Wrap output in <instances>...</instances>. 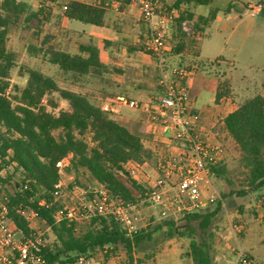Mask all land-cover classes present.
<instances>
[{
    "label": "trees",
    "instance_id": "1",
    "mask_svg": "<svg viewBox=\"0 0 264 264\" xmlns=\"http://www.w3.org/2000/svg\"><path fill=\"white\" fill-rule=\"evenodd\" d=\"M108 1L86 4L69 0L62 6L61 17L103 27ZM116 1L122 6L131 2ZM152 1H156L164 13L174 12L170 36L172 55L192 50L197 33L214 21L219 12L229 13L233 3H238V0H230L223 10L211 7L206 16L194 18L189 7L211 6L214 0ZM261 2L259 14L264 18V1ZM51 13L52 8L43 3L35 9L24 0H0V183L7 197L10 219L27 235L28 223L16 214V208L23 206L38 211L40 221L53 236V241L43 250L44 264H74L80 256L96 251H101L106 260L122 251L127 264H143L153 257L159 241L175 237L189 240L193 264H212L208 250L213 233L211 230L206 232L220 211V203L212 212L182 215L183 225H178L173 218L150 220L130 234L112 216L94 215L82 221L83 227L65 220L54 223L52 216L62 205L56 188L60 182L59 162L68 159L64 172L73 176L72 186L80 184L81 177L87 183L102 186L125 204L138 206L146 202L145 190L121 175L122 165L127 161L142 163L150 160L152 153L144 148L141 134L128 130L87 97L60 89L54 78L40 70H28L25 86L9 97L10 72L15 62L14 54L7 47L9 35L18 28L32 30L30 23L35 22L37 32L33 35L39 36ZM191 21L192 26L185 29V24ZM47 44L46 39L37 48L31 46L29 53L42 57L64 75L72 74L73 78L98 76L107 70L99 59L98 49L92 44L80 45L78 54L74 55L50 49ZM53 93L67 103L68 111L55 115L47 109L42 100ZM221 96L218 92L215 100ZM47 105L55 107L52 102ZM222 126L239 150L238 163L244 172L246 188L240 195L261 191L264 188V95L257 94L244 100L222 119ZM86 134L90 135L89 143L83 139ZM223 170L224 166L220 164L212 167L211 172L220 176ZM15 173L18 178L11 185ZM86 196L91 197V194ZM262 222L264 224V217Z\"/></svg>",
    "mask_w": 264,
    "mask_h": 264
},
{
    "label": "rangeland",
    "instance_id": "2",
    "mask_svg": "<svg viewBox=\"0 0 264 264\" xmlns=\"http://www.w3.org/2000/svg\"><path fill=\"white\" fill-rule=\"evenodd\" d=\"M24 1L35 9L38 8L40 3H43L45 6L52 8V13L49 22L41 27L39 36L33 35V32H37L35 22L30 23L31 27H33L32 30L18 28L10 33L7 47L14 54L15 62L10 72V88L7 91L9 97L12 98L16 90L22 89L25 86L28 76L27 71L30 69L40 70L44 74L55 78L60 89L70 90L74 86V83L66 80L68 79L66 75L61 74L56 67L46 63L42 57L30 54L29 47L33 46L37 48L46 39L48 40L46 46L50 49L66 47L75 51L77 49L75 42H93L97 46L102 47L100 38L95 34L97 30L91 29L90 41L86 38L87 35L76 36L75 34H71L68 37L67 34H64L60 22L56 18L60 6L67 2V0H55L54 2L51 0ZM171 1L168 0L169 3ZM211 7H219L223 10L226 7V0H214L211 6H199L198 9L208 14L207 12H209ZM219 17L218 21L210 22L203 28L202 32H198V38L200 39L196 40V44L192 50L184 53V55H187L182 56L184 60L181 61L178 58L166 61L167 66H170L169 63L172 61V66L179 65L189 71L192 69L200 70L194 74V77H200L202 76L201 74L212 78L220 76L219 92L224 99L218 101L217 104L224 109L216 117L215 125H218L222 117L247 98L257 94L264 95V18L260 14L253 17L248 12H245V10H232L229 14L222 12L219 14ZM116 18L117 15L112 11L110 17L112 28L110 32L102 31L101 35L103 37L113 36V31L115 30L117 32L124 31L121 30L123 24H118ZM73 24L89 27V25L79 24L78 22H73ZM192 24L193 21L186 23L185 28L189 29ZM168 42L169 35L166 37L165 42L166 57L170 54ZM109 48L111 52L107 54L108 57L103 53L102 59L107 62L110 57L108 67L111 70L108 71L107 81L114 84L117 77L116 71H118L115 66V60H120L122 57L118 58L120 54L118 51H114L115 46H110ZM196 56H198V59ZM99 86V79H93L90 83V87L93 90L88 91L89 96H91L90 100L96 105L102 104V98L105 96L101 94ZM196 93V97L192 99L194 107L200 115L202 114L203 117H206L208 116V112L214 107V92L206 86L201 85L198 87ZM49 102H52L55 107L51 108L48 106ZM42 103L55 115L61 111L69 110L67 103L60 100L57 93L47 95L42 100ZM110 116L115 120L117 119L116 116ZM133 119L135 118L133 117ZM136 121L138 119L134 120L136 129L132 128L130 130L131 132L140 134L142 124H138ZM216 131L218 133H215L218 134L217 137L219 136L220 144L224 150L223 159L220 162L224 166V170L220 176L212 175L211 178L213 187L221 196L224 205L221 206L218 214L212 219L210 228L206 233L210 230L213 233L212 238H210L211 246L208 250L212 264H228L234 257L236 249H238V243L242 249H246L242 241L248 233H251V235L261 233L260 235L264 237V224L262 222L264 217V188L259 192H246L245 195H240V193L246 191V188L244 172L238 163L239 150L224 130ZM144 137L142 135V140L145 139ZM89 138V134L83 137L88 143ZM148 143L147 141L144 143L146 149L149 147L154 149ZM146 162V172L150 171L149 173H151V168L155 165L154 154ZM67 164L68 159H64L60 166V187L58 188L57 198L60 199L61 204L73 206L77 205L82 199V191H93L94 189H98L99 185L87 183L80 177V184L72 186L73 176L67 175L64 172V167ZM17 178V173H15L11 185L16 182ZM11 185H7V187L12 189ZM216 207L217 203H214L210 207L198 211V213L212 212ZM136 210L138 212L139 225L144 226L150 220L160 221L163 219L159 216L158 209L149 202L140 203L136 207ZM173 219L178 225L184 224L181 216L173 217ZM81 223L80 226L83 227ZM234 226L238 227L237 231H233L232 227ZM32 227L44 232L47 244L53 241L50 229L44 222L37 220L32 224ZM189 253V240L175 237L159 241L155 245L153 257L146 260L143 264H193ZM252 256L256 264H263L264 244L257 242ZM86 258L90 261V264H105L108 260L104 259L101 251L90 253ZM109 264H127L125 254L122 251H117L115 255L110 257Z\"/></svg>",
    "mask_w": 264,
    "mask_h": 264
},
{
    "label": "built area",
    "instance_id": "3",
    "mask_svg": "<svg viewBox=\"0 0 264 264\" xmlns=\"http://www.w3.org/2000/svg\"><path fill=\"white\" fill-rule=\"evenodd\" d=\"M134 1L139 9V21L147 30L146 51L157 69L160 92L147 101L118 95L103 101L99 108L112 116H120L122 109L142 113L147 133L159 151H155L151 173L146 172V161H127L122 165L121 175L144 188L145 201L158 209L161 218L198 212L214 203L223 206L211 178L212 167L220 165L223 159V147L216 140L218 134L204 128L200 114L192 107L186 82L191 71L180 66H167L166 63L165 42L173 23L172 15L158 16L159 4L156 1ZM261 9L262 2L252 0L245 12L255 17ZM62 161L57 164L59 173ZM59 187L60 183L56 188ZM87 193L91 197H85ZM82 194L77 205L62 204L54 212L55 224L63 220L79 224L96 215L114 217L129 234L143 226L138 224V206L125 204L102 186L89 192L82 191ZM15 212L27 221V235L10 219L7 197L0 183V264H44L45 234L32 227L35 221L40 220L38 211L18 206ZM232 229L237 231L238 227ZM74 264H90V261L82 255ZM231 264H252V260L241 249H236Z\"/></svg>",
    "mask_w": 264,
    "mask_h": 264
},
{
    "label": "crops",
    "instance_id": "4",
    "mask_svg": "<svg viewBox=\"0 0 264 264\" xmlns=\"http://www.w3.org/2000/svg\"><path fill=\"white\" fill-rule=\"evenodd\" d=\"M77 1H80L86 4H97L100 0H77ZM229 1L230 0H226V5L229 3ZM249 2H252V0H243V1L238 0V3L232 2L234 4L233 5L234 7H232V10H237V11L245 10ZM64 4H62V6ZM243 4H246V6H244ZM62 6H60V10L58 11V15L56 16V18H57V21L60 22V26L63 29L64 34H67L68 37H70L71 34L72 35L75 34L76 36L87 35L86 38L90 41L89 36L91 35V29L93 28L94 30H97L95 31L96 32L95 34L96 36L100 38V42H102V47L97 46L93 42H87V43L75 42V45L77 47L75 51L70 50L71 48L67 49L66 47L61 48V49L55 48L53 50L64 51V52L74 55V54H78L80 45L92 44L98 49L99 59L101 63L105 65L107 69L105 72L101 73L98 76L89 75V76L73 78L72 74H65L68 78L66 80L72 81L74 83V86L70 90L67 89L68 91L83 95L90 100L91 96H89L88 91L93 90L90 87V83L92 82L93 79H99V82H100L99 90L101 91L102 95H105L102 98L103 101L113 98L118 95H122V96L127 97L128 99H132L136 101H147L150 97L159 94L160 87L157 85V81H158L157 69L155 67V64L152 58L146 52V43L148 39L147 30H146L145 25L139 21L140 13H139L138 6L134 0H131L129 4L124 5V6H122L120 2L116 0H109L108 2H106L105 3L106 13L104 17L103 27H95L91 25H89V27H86V26L73 24V22H76V21H70L66 18L61 17ZM198 7L199 6L189 7V11L194 15V18L196 16H206L207 15L206 12L200 11ZM112 11L115 12V14L117 15L116 21L118 22V24H123V28L121 30H124V31L117 32L116 30L115 31L112 30L113 31V36L111 35L112 37L111 36L103 37L101 35V32L102 31L110 32L112 28V25L110 24L111 22L110 17L112 15ZM172 13L174 14V12ZM172 13H170V15H172ZM221 13L222 12H219L216 15L214 21H218L220 19L219 14ZM157 14L158 16H161L162 14H166L160 10V5L157 11ZM226 14H229V13H226ZM79 24H82V23H79ZM83 25H87V24H83ZM172 32H173V23L171 24V28L169 29L167 33V36L169 35V42L167 44L169 46L168 47L169 51L172 46V41L170 37ZM198 35L199 33H197L196 35L197 41L200 39L198 38ZM110 46H115L114 51L115 52L118 51V53L120 54L118 55V58L122 57V59L120 60L119 59L115 60V66L117 67L118 71H116L117 77L115 79L116 81L114 84H111V82L107 81L108 80L107 75L109 74L108 71L111 70L108 67L110 57L108 58L107 62L102 59L103 53H105L106 57H108L107 54L111 52V49L109 48ZM184 53L179 54V55L169 54V56L166 57V61L173 60V59L176 60L178 58L182 61L184 60L182 56H187V55H184ZM82 55H84V53ZM196 58L198 59V56H196ZM171 64L173 65L172 61L169 63V65L172 66ZM190 71H191V75L187 79L186 82L189 88L191 99H193V97H196V94H197L196 91L198 87H200L201 85L206 86L207 88H209L211 91L214 92V100H213L214 107L208 112V116L203 117L202 114L200 115L202 125L204 126L206 130L212 131L213 133L215 132L218 133L216 130H224L222 126V119L229 113L233 112L237 108V106H235L234 109H232L224 117H222L218 125H215L216 117L224 109L222 108V106H218L219 104H217L218 101L223 100L224 97L221 96L218 100H215L216 94L219 92L218 86H219L220 76L218 75L212 78L208 75L201 74L202 76L200 77H194V74L198 73V71L200 70L192 69ZM100 105H96V106L100 107ZM192 107L194 110H196L193 104V100H192ZM116 117H117L116 120L118 122H121V124L124 125L128 130L132 128L136 129L135 127L136 123L134 122V120L138 119V121L136 122H138V124H142L141 125L142 127L140 126L141 127L140 134L145 136L144 137L145 139H143L144 141L142 143L144 144L146 141L149 142L148 144H150L151 147H153L154 149L148 146L149 147L148 150L151 151L152 156L154 154V157H155V151H159V147L154 145L151 135L147 133L145 119H144L143 114L140 113L139 111L133 112L127 109H122L120 112V116H116ZM133 117L135 119H133ZM216 140L218 143H220L219 136L217 137ZM143 146L144 148H146L145 144ZM260 234L261 233L256 234V235H251V233H248L246 235V237L242 241L246 249H242L240 244L238 243V249H241L245 254H247L250 257V259L252 260V264H256L252 256V252L255 251L257 242L260 244H264V237L261 236ZM109 259L105 262V264H109ZM233 259L234 257L232 258V260L228 262V264H231Z\"/></svg>",
    "mask_w": 264,
    "mask_h": 264
}]
</instances>
